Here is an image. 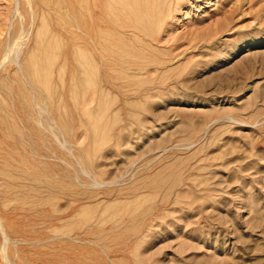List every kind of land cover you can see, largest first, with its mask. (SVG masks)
I'll use <instances>...</instances> for the list:
<instances>
[{
    "label": "rangeland",
    "instance_id": "374dc122",
    "mask_svg": "<svg viewBox=\"0 0 264 264\" xmlns=\"http://www.w3.org/2000/svg\"><path fill=\"white\" fill-rule=\"evenodd\" d=\"M78 1L0 0V264H264V0Z\"/></svg>",
    "mask_w": 264,
    "mask_h": 264
},
{
    "label": "bare ground",
    "instance_id": "6f19581e",
    "mask_svg": "<svg viewBox=\"0 0 264 264\" xmlns=\"http://www.w3.org/2000/svg\"><path fill=\"white\" fill-rule=\"evenodd\" d=\"M77 1V0H76ZM81 1H84V0H79L78 2H81ZM105 1V0H104ZM135 2H136V0H134ZM134 1L133 0H106V4H110V6H112L111 4H117V3H119V4H121V7L122 8H124V7H127V6H129L130 7V5H134ZM145 1H147V0H145ZM151 0H149L148 2H150ZM77 2V3H78ZM154 2H156V0L154 1ZM142 3V2H141ZM81 4V6L79 7V6H76L74 9H73V22H71L70 24H74V26L76 27V31H75V35L73 34V40H74V42H73V44H74V48H72L73 49V51L71 50V54H72V56H73V59L74 60H78L80 63H81V67H83V64L87 61V59L90 57V54H91V57H92V51H90L91 50V48L93 49V47L91 46V41H92V34L90 33V30H92V27L91 26H88L87 24H93V22H92V20H91V17H90V15L89 16H86V13H89V12H91V7H89L88 5H85L84 6V4H83V6H82V3H80ZM143 4V3H142ZM146 4H147V2H146ZM149 5H151L150 3H148ZM155 4V3H154ZM154 4H152L151 6H149L150 7V12H151V10H154V9H151V7L154 5ZM118 5V4H117ZM141 5V4H140ZM157 5V4H156ZM38 6V5H37ZM114 6V5H113ZM116 6V5H115ZM114 6V7H115ZM135 6H137V4L135 5ZM138 6H139V4H138ZM148 6V5H147ZM140 7V6H139ZM131 8H135V7H131ZM130 8V9H131ZM142 8V7H141ZM144 8V7H143ZM84 9H85V16H84ZM109 9H111V8H109ZM113 10V9H112ZM122 10V9H121ZM128 10V9H127ZM127 10H125L124 12H127ZM135 10H136V8H135ZM131 11H132V9H131ZM117 12V11H116ZM41 13V12H40ZM113 13V12H112ZM122 14H123V12H121ZM129 13V12H128ZM142 13V12H141ZM152 13V12H151ZM117 14H119L120 15V13H117ZM126 14V13H125ZM144 14V13H143ZM147 14V13H146ZM114 15H115V13H114ZM113 15V16H114ZM135 16H136V14H134ZM117 16V15H116ZM115 16V17H116ZM120 16H122V15H120ZM127 16L128 17H130L128 14H127ZM133 16V14L131 15V17ZM139 16H141V15H139ZM119 17V16H118ZM126 17V16H125ZM127 17V18H128ZM134 17V16H133ZM144 17V16H143ZM146 17H147V15H146ZM151 17V16H150ZM153 17V16H152ZM112 18V17H111ZM122 18V17H121ZM124 18V17H123ZM138 18V17H137ZM140 18V17H139ZM145 18V17H144ZM119 19V18H118ZM126 19V18H125ZM132 19V18H131ZM134 19H135V17H134ZM142 19V18H141ZM150 19H153V18H150ZM149 20V19H148ZM109 21V20H108ZM118 21V20H117ZM122 21H123V19H122ZM141 21V20H140ZM151 21V20H150ZM123 22H125V21H123ZM132 22V21H131ZM139 22V21H138ZM142 22V21H141ZM141 22L139 23V24H141ZM147 22V21H146ZM122 23V22H121ZM133 23V22H132ZM137 23V22H136ZM150 23H152V22H150ZM65 24H67V23H65ZM64 24V25H65ZM118 24H120V23H118ZM135 24V23H134ZM138 24V23H137ZM144 24V23H143ZM148 24V23H147ZM123 24H121V26H122ZM128 25V24H127ZM120 26V25H119ZM130 26H131V24H130ZM142 28H143V26H141ZM145 27V26H144ZM146 27H147V25H146ZM86 28V32H87V34H88V36H89V38L87 39V40H84V37L82 38V36H81V31L80 30H83V32H84V29ZM148 28V27H147ZM63 29H65V28H63ZM54 30V29H53ZM101 30V29H100ZM141 31L143 30V29H140ZM61 31V30H60ZM96 32V31H95ZM58 33V32H57ZM85 33V32H84ZM126 33V32H125ZM124 33V34H125ZM56 34V33H55ZM55 34H54V36H53V38H52V40H54V41H56L57 42V40H58V37H55ZM117 34V33H116ZM134 35V34H133ZM57 36H59V35H57ZM63 36V35H62ZM61 36V39L63 38ZM81 36V37H80ZM109 36H110V34H109ZM111 36H113V35H111ZM139 36V35H138ZM60 37V36H59ZM106 37V36H105ZM108 38V37H107ZM134 39V38H133ZM142 39V38H141ZM138 40V39H137ZM79 41V43L78 44H76L77 42ZM94 41V40H93ZM49 42V41H48ZM46 42L44 45H46V48H44V50H43V52H41L42 54V56L43 57H45L44 59V64L41 66L40 65V63H39V65L38 64H36V63H34V66H35V64H36V66L39 68L40 66H41V69L42 70H44L45 72H47L48 74L49 73H51V70H50V66H49V64H48V66L46 65V61L47 60H52V59H54L56 56H57V53H59V51H57V49L58 48H60V47H56L57 45H53V43L52 42ZM58 42H59V40H58ZM48 43V44H47ZM94 43V42H93ZM100 43V42H99ZM108 43V42H107ZM60 44V43H59ZM68 44V43H67ZM76 44V45H75ZM61 45V44H60ZM112 45V44H111ZM10 46V45H9ZM68 46V45H67ZM117 46V45H116ZM61 47H62V45H61ZM69 47H71V46H69ZM63 48V47H62ZM66 48V47H65ZM108 49V48H107ZM122 49V48H121ZM59 50V49H58ZM120 50V49H119ZM120 51H122V50H120ZM69 52V51H68ZM113 52V51H112ZM125 52V51H124ZM70 53V52H69ZM94 53V52H93ZM114 53H115V51H114ZM117 53H119V51L117 52ZM122 53V52H121ZM61 54V53H60ZM65 54V53H64ZM97 54V53H96ZM103 54V53H102ZM111 54H113V53H111ZM70 55V54H69ZM115 55H117L116 53H115ZM40 56V55H39ZM42 56H41V58H42ZM61 56H62V54H61ZM112 56V55H111ZM122 56H123V53H122ZM90 57V58H91ZM96 57V56H95ZM115 57V56H114ZM124 57H126V56H123L122 58H124ZM40 58V59H41ZM64 59V58H63ZM98 59V58H97ZM96 59V60H97ZM101 59H102V57H101ZM103 59H104V56H103ZM33 60H35V59H33ZM66 60V59H65ZM73 60V61H74ZM105 60V59H104ZM49 61V62H50ZM67 61V60H66ZM72 61V62H73ZM90 61V60H89ZM95 60H92L91 62H94ZM57 62V61H56ZM84 62V63H83ZM91 62H90V64H91ZM106 62V63H105ZM105 62L103 63V61L101 60V63L100 64H102L100 67H102V68H104V67H108V69L111 67L110 66V63H108L107 62V59L105 60ZM52 63V62H51ZM78 63V62H77ZM79 63V64H80ZM86 63H88L89 64V62H86ZM55 63H52V65H54ZM66 64L68 65V63L66 62ZM89 64V65H90ZM94 64V63H93ZM99 64V62H98V65H100ZM122 64V63H121ZM120 64V62H119V65H121ZM46 65V66H45ZM61 65V64H60ZM97 65V67H99ZM32 66V65H31ZM36 66L34 67L36 70H39L38 68H36ZM79 66V65H78ZM87 65L85 64V67H86ZM94 66V65H93ZM104 66V67H103ZM74 67V66H73ZM123 67V66H122ZM51 68H52V66H51ZM58 68V70H60V71H62V69L63 68H67L66 67V65H65V67H64V62H63V64L61 65V66H58L57 67ZM84 68V67H83ZM92 67H90L89 66V69H91ZM101 68V69H102ZM40 69V70H41ZM88 69V68H87ZM34 70V69H33ZM83 70V69H82ZM93 70H94V68H93ZM66 71H67V69H66ZM65 71V72H66ZM43 72V71H42ZM64 72V71H63ZM65 72L63 73V74H65ZM75 72V71H74ZM70 73V72H69ZM38 74V72L36 73V75ZM40 75H42L41 73H39ZM48 74H45L46 75V77H47V75ZM72 74V73H71ZM53 75H54V73H53ZM91 75V74H90ZM52 76V75H51ZM59 77V76H58ZM42 78H44V76L42 77ZM49 78H50V75H49ZM49 78H47L48 79V81L50 80ZM61 78V77H60ZM40 79V78H39ZM45 79V78H44ZM43 79V80H44ZM47 79H45V80H47ZM86 79V78H85ZM41 80V79H40ZM72 80V79H71ZM38 81V80H37ZM47 81V82H48ZM46 82V83H47ZM95 82V81H94ZM42 83H44V84H46L45 82H42ZM74 88V87H73ZM69 92V91H68Z\"/></svg>",
    "mask_w": 264,
    "mask_h": 264
}]
</instances>
